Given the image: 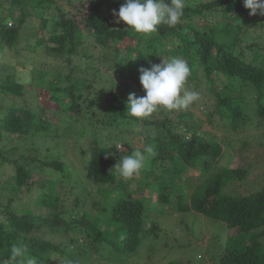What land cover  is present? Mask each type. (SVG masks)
Segmentation results:
<instances>
[{"label":"trees","instance_id":"trees-1","mask_svg":"<svg viewBox=\"0 0 264 264\" xmlns=\"http://www.w3.org/2000/svg\"><path fill=\"white\" fill-rule=\"evenodd\" d=\"M64 1L73 4L76 0ZM13 2L1 12L10 9ZM124 2L80 0L69 5L70 11L61 0L34 3L38 8L46 6L47 10L56 11L53 18L43 15V27L49 28L50 35L43 34L38 45L63 57V63L72 71L67 76L68 85L53 87V83L51 98L61 103L63 97L59 93L71 97L67 109L72 112L73 123L66 118L62 121L71 123L79 141L87 137L92 141L76 142L81 167L70 163L69 154L59 147V139L50 141L55 136L61 137L57 134H46L48 152L42 157L32 154L39 151L36 148H31L30 155L20 154L16 158L9 155L15 149L0 148V165L13 166L15 189V196L7 201L0 196V256L7 259L14 244H23L37 264H68V261L101 264L96 255L105 252L106 247L125 254L139 249L148 232L158 236L163 229L161 217L166 213L163 206L172 203L174 194L178 211H198L213 220L224 221L229 228L239 229L230 236H241L244 240H228L220 249L218 264H264V186L228 193L230 184L247 176L248 167H220L224 147L210 138L213 132L202 127L204 122L214 126L217 119L229 121L234 130L255 124L247 110L248 101L252 100L256 102V126H264V45L259 38L262 36L264 40V15H250L243 0H186L178 25H161L156 33L146 36L122 21L116 22L113 9L118 11ZM24 13L16 18L18 24L25 21ZM4 17L0 19V37L12 46L19 39L20 26L8 27L9 18ZM247 35L250 39L246 41ZM162 51L189 64L191 75L186 86L189 82L207 90L210 97L204 108L205 118L192 108L180 113L161 110V115L153 119H137L129 114L126 107L129 94L141 97L145 93L133 89L131 84L119 91L122 84H115V74L127 70V76L132 77L143 64L160 63ZM98 53L104 57V67L112 71L105 81L100 77L105 72L103 68L98 65L92 66V70L86 68ZM74 63L90 78L72 80ZM65 77L61 70L53 78L62 81ZM6 81L5 93L24 94L23 85L15 84L11 78ZM96 83L100 86L109 83L110 87L95 89ZM85 89H94L93 95L85 100L87 109L81 103ZM250 90L251 96L247 93ZM204 94H200L203 99ZM43 99L40 116L30 107L15 104L0 111L1 137L53 130L58 122L45 117V106L53 101ZM141 125L147 127L144 145H151L155 154L148 157L150 166L140 172H145V177L138 179L142 194L136 195L132 185L136 175L130 179L118 175L114 167L121 156L111 145L128 140L129 144L125 143L129 153L139 150L133 140L141 135L135 130ZM248 139L243 149L250 145ZM62 146L69 144L63 140ZM232 149L236 151L234 146ZM194 160L202 161L205 171L199 172L202 165H194ZM156 165L159 170L155 171L152 168ZM92 185L97 187L95 191L87 189ZM38 187L39 192L35 190ZM25 189L36 194L32 197L35 201L16 205L17 200L23 199ZM156 191L159 196L154 204Z\"/></svg>","mask_w":264,"mask_h":264},{"label":"rangeland","instance_id":"rangeland-1","mask_svg":"<svg viewBox=\"0 0 264 264\" xmlns=\"http://www.w3.org/2000/svg\"><path fill=\"white\" fill-rule=\"evenodd\" d=\"M12 3V7L6 8V10L1 12V9H5V6L9 3ZM0 0V19L9 18L8 27L20 26V36L17 41L14 42L12 46H9L5 41L0 37V111H6L11 105L15 104L18 107H30L38 113V116L41 114V109L43 107V97H48L52 100L51 96L54 92V89L51 87L54 86H66L69 83L67 76L72 72L67 64L63 63V57L58 56L55 52L48 51L44 47L39 46V39L43 37L46 33L48 37L49 28H44V18L43 15H47L48 18L55 17V10H47L46 6L44 8H38L34 5L38 0ZM80 0H76L73 4L71 2H65L61 0V3L65 4L68 8L69 5H74L79 3ZM71 6L69 11L71 10ZM11 12V16H10ZM26 14L25 21L21 24L16 22V18L19 16L22 17V13ZM6 20V21H7ZM264 21V18L262 19ZM264 35V28L262 31ZM261 38L262 45H264V40ZM250 39V36H246V41ZM258 39V38H257ZM245 41V42H246ZM3 42L5 44H3ZM52 44V43H50ZM53 45V44H52ZM87 45V41L83 43V46ZM3 46H6V49L3 50ZM160 54L168 58L178 57L175 54L169 55L165 52H160ZM161 56V58H162ZM180 58V57H179ZM183 59V58H182ZM263 57L257 60L259 63L262 61ZM77 60V61H76ZM185 60V59H184ZM78 62V59L74 60ZM92 63H88L86 68L92 70V66H99V69L103 68L105 72H101L100 77L105 81L112 71L107 70L103 65L104 57L101 53L93 58ZM66 63V62H65ZM157 62H149L143 64L141 67L150 68L152 64ZM106 66V65H105ZM140 67V68H141ZM78 67L75 63L73 64V73L70 76L72 80H80L84 78H90L86 72H81L78 70ZM81 69V68H80ZM66 75L62 81H54V73L61 71ZM47 73V74H46ZM128 71L123 73L115 74V84L118 87V90H123L127 84H131L133 89L139 90L141 93H145L143 89L139 76L140 72L137 71L134 76H127ZM14 79L15 84L23 85V95H9L5 93L4 87L7 86V79ZM89 83V81H88ZM93 88H102L110 87V84L98 85L95 84ZM85 87V85H83ZM189 91H196L199 94L205 93L204 99L199 95V99L196 100L189 108H192L197 115L206 117L204 111L206 108V100L210 97L206 93L207 90L198 88L197 85L189 83L186 86ZM83 89V88H82ZM94 89H85L84 95L81 99L82 106H85V100L93 95L91 91ZM239 90V88H237ZM250 96L253 95L252 91L247 92ZM146 94V93H145ZM59 96L63 97L61 103H57L55 100H52L46 108L45 117L48 120L54 119L55 122H58L56 127L53 130L48 131H39L38 134H24V135H12L11 138L9 135H0V148L6 150H13V153H9L12 157H18L20 154L30 155L31 148H36L38 152L33 151L32 154H37L38 157H42L48 151V142L49 139H46V134L50 135H59L61 137L50 138V141L57 142L59 139V147L64 150V154L67 153L70 156V163L74 164L76 167H81V155L80 151L77 149L78 145L76 142H82L84 144L90 143L92 140L90 137L86 139H80L76 135L75 130L71 123L69 124L66 120L62 121L63 118L71 120L73 119L68 112V106L71 105V97L65 95V93H59ZM15 99V100H14ZM214 99L211 100V103ZM252 100V99H251ZM248 112L252 114V117L255 120V124H248L246 127L234 130L231 128L230 122L226 120H218L215 122V125L212 126L206 122L202 124L203 129L213 132L210 138H213L214 141H219L220 144L224 147V152L221 155L219 164L220 167L226 166L230 168H236L238 166L247 168V176L236 184H230V191L228 193H239L246 192L247 189H261L264 186V161L262 156L264 155V126L258 127L256 123L258 122L256 115V102L255 100L248 101L247 104ZM87 109V107L85 106ZM188 108V109H189ZM161 110H166L162 107L158 108L155 114H152L149 118L153 119L155 116L160 114ZM187 110V109H185ZM168 111V110H167ZM184 110L178 111L183 112ZM85 112V111H84ZM174 111L173 113H176ZM206 112V111H205ZM171 113V112H170ZM246 113V112H245ZM161 115V114H160ZM216 117H219L218 115ZM135 130H138L141 135H136L133 143H137L138 149L143 151L145 148V138L144 133L147 131L145 125L135 127ZM57 138V139H56ZM250 140V145L247 148H244V142ZM65 140L69 146H62V141ZM128 142V140H125ZM122 142V141H118ZM129 143V142H128ZM127 143V144H128ZM124 143V147L127 149L128 145ZM249 144V141H248ZM232 146L236 148V151L232 149ZM30 148V149H28ZM241 151H238V150ZM130 150H128L129 152ZM121 156V153H119ZM64 159V157H62ZM211 160V158H209ZM120 161V159H118ZM194 165H202L200 171L204 170V164L202 161L194 160L192 162ZM149 158H147L146 167H149ZM251 166V168H250ZM152 169L159 170V166L156 165ZM251 169V170H250ZM250 171V172H249ZM197 174V170H194ZM14 169L10 164L0 165V196L3 195L5 201L8 198H11L14 195V178L13 175ZM202 173V172H201ZM199 174V173H198ZM145 177V172L139 173L136 175L135 180L132 185L136 195L142 194V191L138 189V179ZM13 184V185H12ZM80 188V187H79ZM88 190L95 191L96 186H89ZM39 192V187L36 188ZM32 195V196H31ZM36 194H33L28 189L22 192L23 199L17 200L16 205H24L26 202L33 201L32 197H35ZM159 191H156L153 194L154 200L153 203H156L158 200ZM172 203L164 205L163 209L165 214L161 217L162 230L161 233L156 236L151 232H148L144 241L139 247V249L127 252L125 254H119L114 250L109 251L108 248L104 251H101V254L96 255L99 258L101 264H166L170 261H175L181 264H218L219 263V253L223 245H225L228 240L239 242L244 240V237H231V234L239 232V229L229 228L224 221L213 220L198 211H178L176 208L178 206L177 196L173 194ZM35 201V200H34ZM157 204V203H156ZM147 225L150 222L146 221ZM100 253V252H99ZM93 255V254H91ZM81 260L87 263L86 258H81Z\"/></svg>","mask_w":264,"mask_h":264},{"label":"clouds","instance_id":"clouds-1","mask_svg":"<svg viewBox=\"0 0 264 264\" xmlns=\"http://www.w3.org/2000/svg\"><path fill=\"white\" fill-rule=\"evenodd\" d=\"M243 4L250 10V15H264V0H243ZM185 7L186 0H125L118 11L113 9V16L117 23L122 21L136 33L147 36L156 33L161 25H178ZM139 72V80L146 94L141 97L135 93L129 94L126 107L132 117L148 118L160 107L169 112H178L188 109L199 99L198 92L186 88L191 68L182 58L163 57L160 63H154L150 68L141 67ZM125 142H114L111 145L121 153V159L114 170L120 177L130 179L144 169L147 158L155 153L151 145L145 146L143 151L134 149L129 153L124 147ZM108 155L112 153L108 152ZM0 264H37V261L27 254L23 244H14L7 259L0 256ZM68 264L78 262L68 261Z\"/></svg>","mask_w":264,"mask_h":264}]
</instances>
